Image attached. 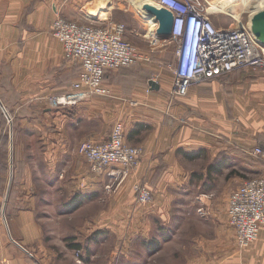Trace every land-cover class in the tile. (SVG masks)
<instances>
[{
	"label": "crops",
	"instance_id": "obj_1",
	"mask_svg": "<svg viewBox=\"0 0 264 264\" xmlns=\"http://www.w3.org/2000/svg\"><path fill=\"white\" fill-rule=\"evenodd\" d=\"M102 1L0 0V264H264V232L240 250L228 216L249 180L245 153L264 150V72L237 70L172 103L174 75L143 59L106 72L109 96L52 109L48 99L81 71L53 36L56 13L101 27L110 17ZM118 123L144 155L112 186L121 166L94 174L78 149L107 141ZM232 160L242 171L228 178ZM141 182L149 204L137 203Z\"/></svg>",
	"mask_w": 264,
	"mask_h": 264
},
{
	"label": "built area",
	"instance_id": "obj_2",
	"mask_svg": "<svg viewBox=\"0 0 264 264\" xmlns=\"http://www.w3.org/2000/svg\"><path fill=\"white\" fill-rule=\"evenodd\" d=\"M150 1L174 16L170 38L159 39L157 34L148 33L152 51L170 43L175 45L176 61L169 67L174 75L172 98L186 97L192 86L237 70L251 68L264 72V46L250 27L219 28L213 19L216 13L209 10L205 0ZM145 19L152 22L147 16ZM155 24L158 28L159 22ZM52 32L63 44L66 59L81 67L78 79L68 92L48 99L52 109H71L93 97L109 96V91L104 87L108 70L131 67L143 59L150 60L138 53L126 39L127 28L121 23L107 21L105 25L97 27L67 20L56 13ZM78 153L88 160L94 174H101L113 165L121 166V169L108 174L114 178L112 186H119L130 172L140 166L143 149L126 143L124 125L118 123L107 141L83 142ZM253 155L264 161V150L261 148L254 149ZM134 191L138 204L153 201L147 185L135 184ZM228 216L239 249H246L259 240L264 232V174L245 181L231 195ZM80 255L78 251L77 256ZM32 264L42 263L35 260Z\"/></svg>",
	"mask_w": 264,
	"mask_h": 264
},
{
	"label": "rangeland",
	"instance_id": "obj_3",
	"mask_svg": "<svg viewBox=\"0 0 264 264\" xmlns=\"http://www.w3.org/2000/svg\"><path fill=\"white\" fill-rule=\"evenodd\" d=\"M205 1L209 10L214 6H218V7L220 6V8L225 7L227 9L228 13L217 12L214 15V18H216L219 21L218 23L221 24V27L238 26L239 22L234 17L240 15V22H242V24L245 27H251V30H253V26H251L253 25L251 22L253 21V17H252L253 13L256 10V8H258L260 5L264 3V0H251L249 2H245V0H205ZM101 3L105 4L103 7L108 8V12H110L109 21L126 25L127 28L126 38L130 43H132L135 46L138 53L143 55V53L148 52L150 58H152L153 56L159 57V60L157 59V57L156 58L153 57L154 59L147 61L149 62V64L156 63L158 65L160 64L159 62H161L160 67H163L165 70L171 72L169 70V67L174 65L176 61L175 45L173 43L172 44L170 43L168 45L159 47L155 51H152V48L149 46V39L145 38V35H147L150 32L149 29L151 30L152 27L156 25L155 21H153L154 17H152L151 15L153 14L155 7L154 8L150 7L147 0H103ZM96 4L97 6L99 5L98 2ZM90 10L95 12L94 8ZM145 16H147V18H150L151 19L150 21L152 22L149 23L145 19ZM166 17H167L166 21H168V16L166 15ZM158 28H156V26L153 27L152 30L154 33L151 32L152 35L157 34ZM148 76L150 80H152L153 82L158 81L160 79V74L156 71H154V73L149 72ZM171 100L172 103L176 101V99L174 98H171ZM136 147H140V146H136ZM253 151L245 153V158L247 160L249 159V163H250V171H244L245 180L256 178L262 172L261 167L264 161L262 158L255 157L253 155ZM229 162H231L228 164L230 170L225 173L228 174V178L230 177V175H234L235 172L240 173L242 171L241 165L239 162H237V160L235 161L232 160ZM193 165L195 166L194 168H196L197 170H202L205 167V163L202 162L201 160H198ZM225 182H226L225 180L223 181V179L220 178L217 180V183L215 184L214 182H206L205 184L203 183V185L223 186Z\"/></svg>",
	"mask_w": 264,
	"mask_h": 264
},
{
	"label": "bare ground",
	"instance_id": "obj_4",
	"mask_svg": "<svg viewBox=\"0 0 264 264\" xmlns=\"http://www.w3.org/2000/svg\"><path fill=\"white\" fill-rule=\"evenodd\" d=\"M249 1H251V0H245V2H249ZM147 2L149 3V6L150 7H152V8H154V11H153V14H151L152 15V17H154L153 18V21H155V23L157 22V21H159V20H165L166 21V15L163 13V11H161V8H159V7H157L156 5H154L150 0H147ZM224 11H223V10ZM210 11H212V12H215V13H217V12H223V13H228V11H227V9L225 8V7H221L220 8V6L218 7V6H214V7H212L211 9H210ZM152 13V12H151ZM253 21H251L252 22V24L253 25H251V26H254L255 24V26H256V29H257V31H258V33H261V32H263L264 33V3L262 4V5H260L258 8H256V10L254 11V13H253ZM144 18V17H143ZM169 18H170V16H168V20H169ZM234 18H236L237 20H238V26H242L243 24H242V22H240V15H238V16H235ZM159 19V20H158ZM255 23V24H254ZM156 25H154L153 27H155ZM153 27H152V29H153ZM251 28V27H250ZM150 30V32H153V30ZM252 33H253V31H252ZM254 34V33H253ZM255 36V35H254ZM257 39V38H256ZM258 40V39H257Z\"/></svg>",
	"mask_w": 264,
	"mask_h": 264
},
{
	"label": "water",
	"instance_id": "obj_5",
	"mask_svg": "<svg viewBox=\"0 0 264 264\" xmlns=\"http://www.w3.org/2000/svg\"><path fill=\"white\" fill-rule=\"evenodd\" d=\"M161 11H163V13L167 16H170L168 21L165 20H159V28H158V32H157V37L159 39H168L171 37L172 35V31H173V26H174V16L171 12H169L166 9H161ZM255 24V23H254ZM256 25V24H255ZM253 26V33L255 35V37L258 39L259 43L264 46V33H258V31L256 30V26ZM153 89L154 90H158L159 86L157 84H152Z\"/></svg>",
	"mask_w": 264,
	"mask_h": 264
},
{
	"label": "trees",
	"instance_id": "obj_6",
	"mask_svg": "<svg viewBox=\"0 0 264 264\" xmlns=\"http://www.w3.org/2000/svg\"><path fill=\"white\" fill-rule=\"evenodd\" d=\"M126 26V25H125ZM126 34H127V32H126ZM126 37V36H125ZM127 39V38H126ZM200 155H199V153L198 154H190V155H188V157L190 158V159H197L198 157H199Z\"/></svg>",
	"mask_w": 264,
	"mask_h": 264
}]
</instances>
